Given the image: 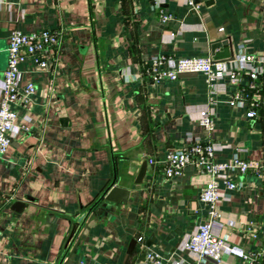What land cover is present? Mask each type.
Wrapping results in <instances>:
<instances>
[{"label": "crops", "instance_id": "1", "mask_svg": "<svg viewBox=\"0 0 264 264\" xmlns=\"http://www.w3.org/2000/svg\"><path fill=\"white\" fill-rule=\"evenodd\" d=\"M161 12L173 16L162 21ZM14 27L55 28L59 38L47 67L20 64L21 84L32 81L35 91L15 105L27 130L0 155V264H63L71 253L67 264H153L148 250L162 264H196L182 243L207 217L199 194L208 175L188 164L166 176L148 159L191 133L223 145L216 160L264 164V61L252 117L227 101L232 84L212 97L202 72L153 82L146 67L154 54L212 59L223 40L236 59H264V0H0V80ZM203 107L214 109L212 129L198 120ZM230 174L237 186L219 202L226 218L214 229L250 249L264 243V167ZM112 185L128 190L124 203L105 198ZM16 199L24 204L14 208ZM219 264L248 263L225 251Z\"/></svg>", "mask_w": 264, "mask_h": 264}, {"label": "built area", "instance_id": "2", "mask_svg": "<svg viewBox=\"0 0 264 264\" xmlns=\"http://www.w3.org/2000/svg\"><path fill=\"white\" fill-rule=\"evenodd\" d=\"M164 0H153L159 4ZM193 3V0H185ZM173 16L170 12H161L160 19L165 21ZM171 36L176 31H169ZM59 32L55 28L43 27L24 31L14 27L8 35L7 63L0 80V155L10 145L17 132L27 130V126L18 122V113L15 105L26 106L30 96L35 91V84L29 81L21 84L20 64L30 60L36 66L47 67L55 54ZM264 61L262 56L244 52L230 60H212L209 56H181L169 54H154L150 56L146 73L153 82L164 78L176 79L181 73L202 72L205 74L209 92L213 97L218 90L224 89L228 84L233 85V92L227 101L237 107L244 108L245 115L252 117L258 113L262 100L253 96L252 91L257 88L255 80L263 73L260 65ZM245 79V81L243 80ZM215 99L211 98L212 103ZM213 107H203L199 110L198 120L207 128L214 125ZM187 144L182 147L168 150L162 159L150 158L149 163L162 162L163 173L174 176L182 172L188 164H194L206 179L199 198L207 204V217L193 229L183 240L182 246L196 259V264L209 261L210 264H219L225 251L241 256L245 263L252 264L264 255V243L250 249H244L237 240L228 234L216 232L215 225H221L226 218L224 211L219 209V202L228 197V191L235 189L236 181L230 171L245 172L249 169L260 170L264 167L261 161L234 155L228 160L214 159L215 151L220 143L205 142L201 136L187 133ZM239 151H244L243 144ZM254 237L257 235L254 234ZM142 240V236H138ZM146 258L153 264H162V257L152 250L145 252ZM174 264H182V260L175 259Z\"/></svg>", "mask_w": 264, "mask_h": 264}, {"label": "water", "instance_id": "3", "mask_svg": "<svg viewBox=\"0 0 264 264\" xmlns=\"http://www.w3.org/2000/svg\"><path fill=\"white\" fill-rule=\"evenodd\" d=\"M221 46V48L217 51H213V58L212 60H218V59H233L235 57L234 52L231 48V43L228 42L227 40H223L220 41L216 44H214V48L215 47H219ZM215 50V49H214ZM146 160H144L141 165L140 168L136 174V177L134 179L135 183L141 182L143 176L145 175L146 172ZM128 193L127 189H124L122 187H120L119 185H112L110 187V189L107 191L105 198L108 200H112L116 203H124V198L126 197ZM24 201H21L20 199H16L13 202V207L14 208H18L20 206H22L24 203ZM72 235V234H71ZM135 243V239H131L130 243H129V248L132 247ZM145 252L143 253L144 256ZM72 253L68 256V258L66 257L65 262L63 264H67L68 262H70L72 260Z\"/></svg>", "mask_w": 264, "mask_h": 264}]
</instances>
